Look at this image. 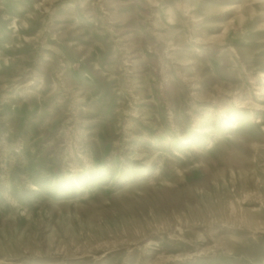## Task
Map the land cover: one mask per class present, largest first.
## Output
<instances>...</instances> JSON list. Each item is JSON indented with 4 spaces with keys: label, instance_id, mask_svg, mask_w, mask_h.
Wrapping results in <instances>:
<instances>
[{
    "label": "rangeland",
    "instance_id": "obj_1",
    "mask_svg": "<svg viewBox=\"0 0 264 264\" xmlns=\"http://www.w3.org/2000/svg\"><path fill=\"white\" fill-rule=\"evenodd\" d=\"M0 264H264V0H0Z\"/></svg>",
    "mask_w": 264,
    "mask_h": 264
}]
</instances>
